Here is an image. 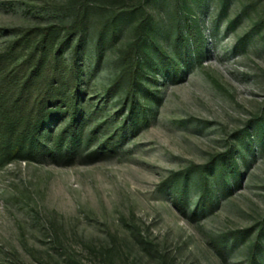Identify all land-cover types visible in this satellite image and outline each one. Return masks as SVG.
<instances>
[{
	"label": "rangeland",
	"instance_id": "1",
	"mask_svg": "<svg viewBox=\"0 0 264 264\" xmlns=\"http://www.w3.org/2000/svg\"><path fill=\"white\" fill-rule=\"evenodd\" d=\"M0 264H264V0H0Z\"/></svg>",
	"mask_w": 264,
	"mask_h": 264
},
{
	"label": "trees",
	"instance_id": "2",
	"mask_svg": "<svg viewBox=\"0 0 264 264\" xmlns=\"http://www.w3.org/2000/svg\"><path fill=\"white\" fill-rule=\"evenodd\" d=\"M47 34V33H46ZM78 73V72H77ZM131 73V72H130ZM136 74H137V70H135V72L132 71V75H133V80L135 81V77H136ZM42 102V101H41ZM128 120H129V123L133 124V120H134V112H133V109L131 108L130 110V116L128 117ZM62 140H64L63 138H61ZM210 203H211V198H210ZM145 243L143 242H140V245H144ZM143 249L146 250V248L143 246Z\"/></svg>",
	"mask_w": 264,
	"mask_h": 264
}]
</instances>
